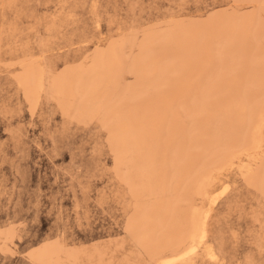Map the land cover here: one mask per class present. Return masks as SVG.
<instances>
[{"label":"rangeland","instance_id":"rangeland-1","mask_svg":"<svg viewBox=\"0 0 264 264\" xmlns=\"http://www.w3.org/2000/svg\"><path fill=\"white\" fill-rule=\"evenodd\" d=\"M27 255L264 264V0H0V264Z\"/></svg>","mask_w":264,"mask_h":264},{"label":"crops","instance_id":"crops-1","mask_svg":"<svg viewBox=\"0 0 264 264\" xmlns=\"http://www.w3.org/2000/svg\"><path fill=\"white\" fill-rule=\"evenodd\" d=\"M53 239H55V238H52V240H50V241H53ZM57 241L59 242V243H61V241L57 238ZM62 245H64V246H70L71 247V245H67V244H63V243H61ZM33 247V246H32ZM32 247H30L29 248V250L27 251V253L28 252H30L31 251V248ZM27 259L31 262V263H34V262H32L30 259H29V257H28V255H27ZM65 261H67L66 263H65ZM75 264V263H73L72 261H70V260H68V259H65L64 260V264ZM34 264H37V263H34Z\"/></svg>","mask_w":264,"mask_h":264},{"label":"bare ground","instance_id":"bare-ground-1","mask_svg":"<svg viewBox=\"0 0 264 264\" xmlns=\"http://www.w3.org/2000/svg\"><path fill=\"white\" fill-rule=\"evenodd\" d=\"M206 215L207 213L204 215V219L206 218ZM204 237H205V227H204V220H203L201 224V228H200L199 239L202 240ZM209 255L212 256L213 254L210 253Z\"/></svg>","mask_w":264,"mask_h":264}]
</instances>
